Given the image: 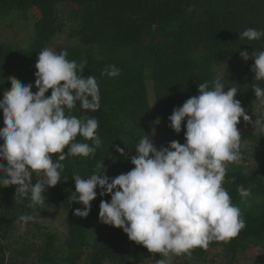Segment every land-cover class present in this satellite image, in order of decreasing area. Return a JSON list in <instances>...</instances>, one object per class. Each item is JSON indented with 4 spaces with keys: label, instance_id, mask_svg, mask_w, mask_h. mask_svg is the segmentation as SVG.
Returning <instances> with one entry per match:
<instances>
[{
    "label": "trees",
    "instance_id": "obj_1",
    "mask_svg": "<svg viewBox=\"0 0 264 264\" xmlns=\"http://www.w3.org/2000/svg\"><path fill=\"white\" fill-rule=\"evenodd\" d=\"M30 19L34 21L33 35L27 47L17 48L0 39V99L10 88L9 77L34 84L38 53L64 33V44L55 46L54 52L66 50L68 60L84 64L82 75L96 77L100 95L98 110H84L77 101L66 115L95 118L102 143L94 155L68 156L62 161V178L57 185L46 188L42 205L30 206V197H18L15 186L0 185V264H149L162 259L160 254L149 253L130 241L122 229L99 221L101 199L111 198L101 197L100 189L90 202L87 217L73 215L75 209L83 210V205L71 199L75 191L72 177L87 178L103 170L108 177L126 174L134 167L130 159L140 139L145 135L152 139L150 124L155 121L164 139L162 145L153 141L157 148L173 140L184 143L186 122L176 134L169 127L168 117L174 108L198 94L199 84L208 83L211 88L218 76L215 69L222 66L227 68L220 76L225 90L237 88L234 98L245 111L257 108L254 121L264 114V105L252 90L254 85L264 88V80H255L253 61H244L239 55L246 50L254 58L264 51V36L258 40L239 36L248 28L264 30V0H0V25L13 29L17 22ZM109 65L120 69V74L101 75ZM148 81L156 112L150 108ZM31 91L34 93L36 88ZM50 94L51 90L46 96ZM261 135L258 131L242 133L241 140L253 146L252 153L240 151L239 164H226L223 187L232 203L240 207L246 227L227 242H211L206 250L194 248L190 256H173L171 264H205L209 261L208 250L215 247L220 248L224 264H235L248 245L261 248L254 263L264 264ZM75 142L92 144L79 135ZM117 146L124 148L126 155L117 153ZM236 165L239 168L235 170ZM42 175L33 173L32 183ZM241 185L250 189L247 199L237 191ZM60 210L65 217L61 233L42 223L44 217ZM22 215L36 219L23 224L18 222Z\"/></svg>",
    "mask_w": 264,
    "mask_h": 264
},
{
    "label": "clouds",
    "instance_id": "obj_2",
    "mask_svg": "<svg viewBox=\"0 0 264 264\" xmlns=\"http://www.w3.org/2000/svg\"><path fill=\"white\" fill-rule=\"evenodd\" d=\"M241 39L258 40L264 30L248 28L239 33ZM240 57L253 64L251 71L257 81L264 80V51L252 56L240 51ZM66 50L59 53L45 48L38 53L34 84H24L9 77L10 88L0 99L3 127H0V185L15 186L18 197H30V206L45 203L46 188L60 182L62 161L68 156L94 155L102 141L97 135L95 118L84 119L66 115L77 101L84 110L99 109V87L94 75H82L84 64L67 59ZM120 69L109 65L101 75L116 77ZM35 87L33 93L31 89ZM51 90V94L46 93ZM253 93L264 105V88L253 86ZM238 90H225L222 78L198 85V94L174 108L168 117L169 127L181 132L183 144L171 141L157 148L150 136L140 139L135 155L130 159L134 167L126 174L108 177L104 170L87 178L74 175L75 191L72 201L83 205L73 215L85 218L91 210L90 202L101 199L99 221L122 229L130 241L145 247L149 253L163 258L157 264H171L173 256L191 255L194 248L207 249L211 242H227L246 227L240 207L232 203L223 187L226 164L241 162L240 118L252 123L264 136V114L255 121L245 114ZM80 136L92 144L75 142ZM66 149V152H65ZM121 156L124 148L116 147ZM53 154H57L55 160ZM43 174L32 183V174ZM66 180V179H65ZM247 199L250 189H237ZM22 215L18 222L35 221ZM23 230V228H21Z\"/></svg>",
    "mask_w": 264,
    "mask_h": 264
},
{
    "label": "rangeland",
    "instance_id": "obj_3",
    "mask_svg": "<svg viewBox=\"0 0 264 264\" xmlns=\"http://www.w3.org/2000/svg\"><path fill=\"white\" fill-rule=\"evenodd\" d=\"M33 23L34 21L32 19L19 23L17 22L16 24L12 25L13 29L6 28L3 24L0 25V39L3 41H8L7 43L9 45L16 46L17 48H22V47H27L29 44V40H31V37L33 35ZM66 39V34H61L57 36L52 44L47 45L46 48L52 49L55 51V46L64 44V40ZM216 74L218 76H222L224 74V71L227 70L225 66L220 67L219 69H215ZM234 73V70H233ZM147 90H148V98H149V103H150V108L153 112H156V107H155V101L151 89V84L148 81L147 83ZM251 110V109H250ZM246 110L245 114L250 116L251 121H254V118L257 114V108L253 111ZM158 122L155 121L153 124H150V135L153 139V141L156 144L162 145L164 143V139L161 135H159L157 129L155 126H157ZM155 125V126H154ZM154 126V127H153ZM238 130L240 133H247V134H255L256 130L254 129L252 123H247L244 122L242 118H240V122L237 125ZM183 144V143H182ZM252 145L249 142L241 140L240 143V151L245 152L247 154L252 153ZM245 155V154H244ZM229 169H237L239 166L235 167H230L227 166ZM242 168V167H240ZM250 171V169H248ZM43 175L39 177V180L42 179ZM62 217H61V216ZM64 217V213L62 210L56 211L50 215H47L46 217L43 218L42 223L44 225H47L48 228L57 231L59 233L62 232L63 227L61 225V221ZM220 248L215 247L214 249L208 250L207 258L209 261H213L210 263H205V264H224L225 263V258H223L219 254ZM261 248L253 245H248L245 247L244 253L239 254V258L237 259L235 264H256L254 263V260L257 258V256L260 254ZM149 264H157V261H154L152 263L149 262Z\"/></svg>",
    "mask_w": 264,
    "mask_h": 264
}]
</instances>
